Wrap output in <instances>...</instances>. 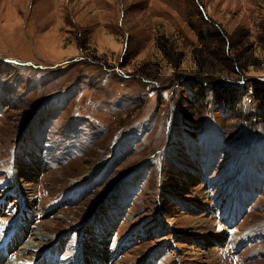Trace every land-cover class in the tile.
I'll list each match as a JSON object with an SVG mask.
<instances>
[{"label":"rangeland","instance_id":"1","mask_svg":"<svg viewBox=\"0 0 264 264\" xmlns=\"http://www.w3.org/2000/svg\"><path fill=\"white\" fill-rule=\"evenodd\" d=\"M258 85L264 0H0V240L27 224L28 264H264Z\"/></svg>","mask_w":264,"mask_h":264},{"label":"bare ground","instance_id":"2","mask_svg":"<svg viewBox=\"0 0 264 264\" xmlns=\"http://www.w3.org/2000/svg\"><path fill=\"white\" fill-rule=\"evenodd\" d=\"M81 182V181H80ZM4 190V189H3ZM130 190V189H129ZM128 197V196H127ZM28 202V201H27ZM26 202V203H27ZM128 202V201H127ZM25 203V204H26ZM26 206V205H24ZM29 206V205H27ZM26 212V211H25ZM26 217V216H25ZM22 219V218H21ZM26 219V218H25ZM24 222V220H23ZM118 223V222H117ZM20 224V223H19ZM25 227L23 228L22 226L19 228L20 231L22 233H18V237H14L15 240L12 241V244L10 245V249L11 248H14V247H18L19 246V242L21 241V238L23 235L27 234V224H24ZM5 225L3 226H0V234L2 231H5ZM30 232V231H29ZM33 234V233H32ZM39 233L37 232L36 233V236L38 237ZM36 236L34 237L33 235V238L29 241H26L25 243H23L20 247V249H18V254H27L29 252V254H31V256H34V253H40V252H43L42 250L44 249V244L41 243V242H37L35 243L34 242V239L36 238ZM1 237L4 239V237L1 235ZM40 239H43V238H47L45 236H40L38 237ZM47 240V239H46ZM9 246V245H8ZM99 246V244H98ZM121 247V246H120ZM119 248V247H118ZM9 251V252H8ZM10 250H8V248L4 245L3 243V240H0V264H28L29 261H26L25 259L23 260L22 258H14L13 255H10ZM105 258V257H104ZM105 260V259H104ZM104 260H101L102 262ZM107 261V260H106ZM31 262V261H30ZM50 262V261H49ZM52 262V260H51ZM45 263V262H44ZM85 262L83 261V264ZM30 264V263H29ZM51 264V263H50ZM106 264V263H105Z\"/></svg>","mask_w":264,"mask_h":264},{"label":"trees","instance_id":"3","mask_svg":"<svg viewBox=\"0 0 264 264\" xmlns=\"http://www.w3.org/2000/svg\"><path fill=\"white\" fill-rule=\"evenodd\" d=\"M226 40V39H225ZM225 40H223V50H224V52L226 51V44L227 43H225ZM236 67V66H235ZM238 67V66H237ZM236 67V68H237ZM254 92H255V96H254V98H255V101L258 103V105H259V107L262 109V110H264V89H263V87L262 86H256L255 87V89H254ZM235 93V92H234ZM234 93H232L231 95L233 96V97H235V94ZM217 97H219V95H217L216 94V98ZM221 101H227V100H225V99H222ZM228 102V101H227Z\"/></svg>","mask_w":264,"mask_h":264}]
</instances>
